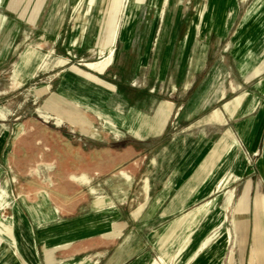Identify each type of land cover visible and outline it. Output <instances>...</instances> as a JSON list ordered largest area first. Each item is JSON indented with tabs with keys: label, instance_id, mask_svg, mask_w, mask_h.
Wrapping results in <instances>:
<instances>
[{
	"label": "crops",
	"instance_id": "1",
	"mask_svg": "<svg viewBox=\"0 0 264 264\" xmlns=\"http://www.w3.org/2000/svg\"><path fill=\"white\" fill-rule=\"evenodd\" d=\"M79 1L35 0L33 10H55L60 27ZM247 1L142 0L118 31L115 61L96 74L59 70L64 102L97 114L106 128L76 147L88 159L75 163L85 173L69 179L74 196L10 195L0 212V264H150L166 229L187 237L203 229L197 241L178 243V264H264V26L244 22L254 3ZM21 3L0 0V10L32 7ZM7 24L0 18V34ZM34 62H18L22 85ZM6 128L1 119L0 176L10 168ZM231 173L237 177L222 185ZM220 223V236L201 249Z\"/></svg>",
	"mask_w": 264,
	"mask_h": 264
},
{
	"label": "rangeland",
	"instance_id": "2",
	"mask_svg": "<svg viewBox=\"0 0 264 264\" xmlns=\"http://www.w3.org/2000/svg\"><path fill=\"white\" fill-rule=\"evenodd\" d=\"M248 1L254 3L244 22L257 18L264 26V0ZM20 2L24 7L31 3L32 7L15 11L0 10V18L13 23L3 25L0 34V53L11 49L7 58L2 56L0 59V121L5 119L9 131L4 139L7 152L4 160L10 165L9 170L3 171L0 176V212L6 210L9 198L16 193L46 192L55 198L75 195L76 187L69 179L73 181L81 172L85 173L83 169H75L74 166L77 161L88 159L85 154L78 153L76 147H89L92 136L98 137L106 127L104 120L99 119L97 114L81 109L70 101L64 102L58 91L57 73L66 67L72 74L74 72L69 68L81 73L96 74V68H90L87 63L103 62L109 52V46H104L109 43V35L113 30L118 33L124 28L123 23L129 28L136 18L132 20V13L137 7V0H80L64 11V24L58 27L59 19L55 10H49L46 14V11L33 10L35 0ZM83 5H86V9H82ZM48 16L53 24L42 25L48 21ZM38 18L41 24L33 25L34 19L37 21ZM96 22L98 26H95ZM12 38L16 41L13 42ZM118 39L117 34L112 45L113 61L120 49ZM260 43L264 47V36ZM101 48L105 49L104 53H100ZM32 59L37 67L36 73L22 85L25 70L18 62ZM11 81L14 82L12 88L9 87ZM234 94H229L228 98ZM218 108L217 105L212 107L211 112ZM79 113L84 116L82 120H79ZM99 147L107 148L108 145L100 143ZM104 158L107 156L104 155ZM197 217L195 220H198ZM6 225L1 222L0 231ZM221 227L220 223L200 241L201 249L220 236ZM226 228L231 231L227 255L231 257L235 237L230 221L222 231ZM173 231H164L163 248L150 264L155 261L159 264L180 263L185 253L182 249L185 244L178 243L197 241L203 229L196 234H188V237L177 230ZM161 256L165 262L161 261Z\"/></svg>",
	"mask_w": 264,
	"mask_h": 264
},
{
	"label": "bare ground",
	"instance_id": "3",
	"mask_svg": "<svg viewBox=\"0 0 264 264\" xmlns=\"http://www.w3.org/2000/svg\"><path fill=\"white\" fill-rule=\"evenodd\" d=\"M132 1V0H131ZM142 0H137V7L135 8V10H134V12L132 13V20L136 17V15H137V12H138V9H139V5H140V2H141ZM128 2V1H127ZM91 4V3H90ZM122 4H123V2H122ZM130 5V4H129ZM126 8H128V6L126 7ZM122 9V8H121ZM128 11V10H127ZM126 14H127V12H126ZM127 16V15H126ZM77 28V21H75V29ZM117 31L116 30H113L112 32H111V34L109 35V37H108V40H109V43L107 44V45H104V46H109V52H108V55L105 57V59L103 60V62H101V61H97V62H89V63H87V65L90 67V68H98V67H100V66H102V69H104V68H106L107 66H108V64L112 61V58H113V48H112V45L114 44V42H115V40H116V38H117ZM104 48H101L100 49V53H104ZM101 68V67H100ZM236 154V153H235ZM234 164V163H233ZM224 177V176H223ZM235 177H237V175H234V173H231V174H229V175H227L225 178H223L222 180H220V181H222V182H220V183H222V185H224V184H227L228 183V181L231 179V178H235ZM220 187H221V185H220ZM92 219V218H91ZM91 223V222H90ZM89 224V223H88ZM160 259H161V261H163V262H165V260H164V258L161 256V257H159ZM153 264H159V262L158 261H155Z\"/></svg>",
	"mask_w": 264,
	"mask_h": 264
}]
</instances>
